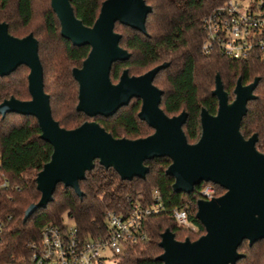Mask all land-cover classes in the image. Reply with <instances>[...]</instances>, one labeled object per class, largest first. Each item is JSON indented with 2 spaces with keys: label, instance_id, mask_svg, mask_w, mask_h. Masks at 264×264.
Returning a JSON list of instances; mask_svg holds the SVG:
<instances>
[{
  "label": "trees",
  "instance_id": "obj_1",
  "mask_svg": "<svg viewBox=\"0 0 264 264\" xmlns=\"http://www.w3.org/2000/svg\"><path fill=\"white\" fill-rule=\"evenodd\" d=\"M104 0H71L75 16L86 26L96 20ZM151 6L145 20L146 33L115 23L114 30L121 34L120 46L130 57L124 62H115L110 70V80L116 83L123 69L130 75H139L150 68L167 62L153 83L163 91L160 108L169 116L187 112L183 131L189 143L200 137V110L210 114L217 111L218 102L211 94L215 86V75L219 74L229 101L234 99V87L240 77L243 85L259 77L247 103V112L240 123V132L248 138L257 134L256 149L264 153V62L255 59L233 60L213 51L201 49L203 32L201 20L204 15L226 0H144ZM40 9L41 32L31 28L35 12ZM5 22L10 34L23 37L29 33L38 41V55L43 68V88L49 95L52 117L59 125L72 129L87 119L99 123L115 138L137 139L153 132L146 122L138 118L141 101L132 98L127 105L114 114L104 117H88L76 111L78 85L71 70L80 67L89 52V46H74L60 35L58 19L50 6V0H0V23ZM21 33H24L21 35ZM20 34V35H19ZM46 39L57 42L61 48L51 53L43 44ZM25 65L18 66L6 76H0V102L14 96L20 100L30 99ZM160 84V85H158ZM160 86V87H159ZM20 117V120L12 117ZM51 145L40 138V129L33 116L7 113L0 115V173L8 178L10 196H0V219L4 230L0 240V263L11 257L19 258L29 252L28 244L37 242L42 227L46 224H61L63 217L71 219L83 237H96L105 229L104 212L107 209L124 211L138 193L150 196L152 190L159 191L164 211L145 221L147 237L144 241L127 245L118 255L115 264H162L156 257L162 252L160 235L165 229L174 233L175 239L194 240L205 231L196 219V202L199 189L192 192H175L173 177L165 173L170 164L167 157L146 160L148 172L143 179L134 177L122 180L112 168H105L95 161L94 167L86 171L79 181L82 196L72 188L58 183L52 199L43 208L35 210L25 221V209L40 198L35 178L43 165L49 161ZM215 196L225 190L217 184ZM175 208H186L188 219L196 232L179 227L171 216ZM244 256L236 264H264V239L251 246L243 245Z\"/></svg>",
  "mask_w": 264,
  "mask_h": 264
},
{
  "label": "water",
  "instance_id": "obj_2",
  "mask_svg": "<svg viewBox=\"0 0 264 264\" xmlns=\"http://www.w3.org/2000/svg\"><path fill=\"white\" fill-rule=\"evenodd\" d=\"M60 35L74 46H89L80 67L71 74L78 85L76 111L88 117L110 116L132 98L141 101L138 118L153 129L146 137L115 138L94 120L66 129L52 117L49 95L43 88V68L38 55V41L29 33L16 37L0 23V76L9 75L25 65L30 99L10 96L0 102V115L7 113L33 116L40 129V138L52 147V153L35 178L40 192L37 202L24 212L25 221L35 210L52 199L58 183L70 187L81 197L79 181L95 161L112 168L122 180L143 179L148 172L146 160L167 157L165 173L173 177L175 192L190 193L201 182H211L225 192L210 199H198L195 217L204 233L194 240L175 239L165 229L160 235L162 252L156 257L162 264H236L244 254L240 244L264 239V153L256 149L257 134L245 138L240 123L247 112V103L254 98L259 77L243 85L236 81L234 99L229 101L219 74L211 94L218 106L215 114L200 110V137L189 143L183 131L187 112L167 115L160 102L163 91L154 85L163 62L140 75L124 69L116 83L110 80L115 62L129 59L130 53L120 46L121 34L115 23L146 33L145 20L151 6L144 0H104L92 26L78 19L71 0H50Z\"/></svg>",
  "mask_w": 264,
  "mask_h": 264
},
{
  "label": "built area",
  "instance_id": "obj_3",
  "mask_svg": "<svg viewBox=\"0 0 264 264\" xmlns=\"http://www.w3.org/2000/svg\"><path fill=\"white\" fill-rule=\"evenodd\" d=\"M204 53L219 52L233 60L255 59L264 62V0H226L201 20ZM11 184L0 173V196H10ZM215 187L205 183L199 189L202 199L215 195ZM199 198V199H200ZM159 191L133 198L124 211L107 209L105 229L96 237H83L74 222L46 224L39 240L28 244L29 252L0 264H115L127 245L147 237L144 221L164 211ZM171 216L177 225L196 232L186 208H175ZM4 222L0 219V240Z\"/></svg>",
  "mask_w": 264,
  "mask_h": 264
},
{
  "label": "rangeland",
  "instance_id": "obj_4",
  "mask_svg": "<svg viewBox=\"0 0 264 264\" xmlns=\"http://www.w3.org/2000/svg\"><path fill=\"white\" fill-rule=\"evenodd\" d=\"M31 28H37L38 30H40V33H42L41 32L42 31L41 30L42 25H41L40 9L35 12V20L33 21ZM23 34L24 33H21V35H23ZM43 44H45L46 47H48V49L51 53L53 52V50H55L57 48H61L57 42H53V40H50V39L44 40ZM158 85H160V84H158ZM12 119L20 120V117L14 116V117H12ZM87 120L89 121L91 119H87ZM63 221H64V223H71L72 224V221L69 220L66 216L63 217ZM246 244H247V242L243 243V245H246ZM239 251L243 252V248H239Z\"/></svg>",
  "mask_w": 264,
  "mask_h": 264
},
{
  "label": "flooded vegetation",
  "instance_id": "obj_5",
  "mask_svg": "<svg viewBox=\"0 0 264 264\" xmlns=\"http://www.w3.org/2000/svg\"><path fill=\"white\" fill-rule=\"evenodd\" d=\"M153 68V67H152ZM125 69H127V68H125ZM151 69V68H150ZM124 70V69H123ZM146 72V71H145ZM143 74V73H142ZM140 75V74H139ZM155 79V78H154ZM160 89V88H159ZM162 98V97H161ZM130 102V101H129ZM247 243H248V240H245ZM244 242V241H243ZM238 252H240V251H238ZM240 253H242V252H240Z\"/></svg>",
  "mask_w": 264,
  "mask_h": 264
}]
</instances>
